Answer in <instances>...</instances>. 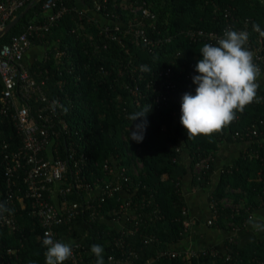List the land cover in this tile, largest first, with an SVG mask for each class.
Listing matches in <instances>:
<instances>
[{
	"label": "trees",
	"instance_id": "trees-1",
	"mask_svg": "<svg viewBox=\"0 0 264 264\" xmlns=\"http://www.w3.org/2000/svg\"><path fill=\"white\" fill-rule=\"evenodd\" d=\"M45 1L33 3L17 25L0 40V45L8 43L11 37L24 33L30 25L46 23L47 17L43 11ZM80 1L81 6L78 4ZM55 2L54 13L63 8L66 11L61 13L56 23L50 25L43 39L31 37L33 45H40L44 50L48 48L50 54L46 59L34 62L30 73L36 72L40 79L41 74L48 71L47 87L51 91H56V81L65 83L64 91L71 97L72 107L66 115L71 133L64 138H68V143L74 142L76 153L85 158L81 171L84 181L93 188L98 185L97 179L103 184L102 187L112 181L110 183L113 187L132 193L131 209L139 216L132 221L128 220L126 227L118 231L100 221L90 222L88 213L85 212L70 224L60 226L57 229L59 234L70 240H80L81 248L77 252L84 264H96V257L90 251L93 244L104 248L105 264H109L107 257L117 256L121 250L126 253L135 252L138 257L135 264L150 259H155L154 264H264V240L239 246L236 238H231L226 243L224 253L204 249L193 257L170 259L159 256L165 250L173 249L185 238L187 232L184 223L189 217L187 213H183L186 204L180 189L181 179L187 173L182 160L184 151L190 158L189 168L192 172L197 164L208 159V169H202L193 177L196 186L205 188L213 170L212 158L220 145L248 141L249 146L241 151L236 162L225 167L212 194L211 200L216 204L215 224L221 226L227 222L244 223L249 214L258 208H264V101L246 106L242 113H237V118L230 125L210 137L188 139L181 124L173 129L171 127L175 118L180 123L181 97L190 92L186 89V84L192 82L193 76L198 75L195 65L202 58L199 50L203 43L191 44L180 33L191 29L221 31L232 18L236 20L235 29H242L248 20L251 29L253 24H257L264 30L263 0H98L102 6L101 12L95 11L92 0ZM135 7L147 10L154 17L146 18L139 11L131 12ZM123 8L129 9L131 13L123 11ZM92 12L104 19L102 24L94 20L93 14L90 15ZM226 14L229 15L228 18H225ZM130 17L134 22L145 23L147 36L158 41L156 48L133 47L132 37L125 34V30L131 26L128 24V21L131 22ZM112 24L120 25L121 30H125L118 39L109 40L102 31L107 26L113 34L115 25ZM170 36H173V40L166 43L165 39ZM249 40L264 48V37L250 32ZM122 45L129 49L128 53ZM56 51H61L64 55L55 58ZM130 60L133 68L147 65L151 71L137 70L129 73L122 68L123 74L112 66L119 69ZM168 68L172 70V78L177 86L165 93L162 88L159 95L153 87L162 82L163 78L158 76V72ZM101 69L108 74H103ZM260 69L262 82L258 96L263 95L264 90V65ZM123 81L129 88L137 86V95L130 93L124 85L121 86ZM150 82L153 86L146 88V84ZM162 95L167 101L157 105L156 99ZM146 109L150 110L146 117L131 125L128 116ZM137 124L145 125L141 143L130 140L129 129L135 130ZM252 125L257 131L256 136L232 138L235 133L251 129ZM0 129L4 139L9 140L11 136V148H14L19 140L13 134L10 122L3 118ZM123 137L127 139L126 143ZM179 145L184 148L176 151ZM59 149L62 154L65 145H60ZM134 154L142 164L137 176H133L130 171L131 155ZM111 157L116 158L120 170L127 169L126 180L123 177L115 180L109 170L104 168ZM258 172L261 173L260 182H249L256 179ZM18 173L16 175L21 178ZM68 177L70 181L71 175L68 174ZM5 184L0 171L1 194ZM18 188H22L20 180ZM238 189L239 193L231 192ZM67 198L69 202L80 205L84 202L82 192L72 191ZM225 198L233 199V203H238L240 209L236 211L224 207L220 201ZM16 205L20 229L11 232L7 227H0V264H45L46 249L42 245V230L28 215V204L24 210H20L18 203ZM121 205L119 192L114 191L111 196L104 197V202L99 206L100 215L107 221L120 220ZM157 210L160 219L155 218L154 212ZM128 229L133 231L132 235L125 234ZM120 238L124 242L118 248L115 243ZM150 238L153 240L149 241ZM8 248L16 253L5 259L3 254Z\"/></svg>",
	"mask_w": 264,
	"mask_h": 264
},
{
	"label": "built area",
	"instance_id": "built-area-1",
	"mask_svg": "<svg viewBox=\"0 0 264 264\" xmlns=\"http://www.w3.org/2000/svg\"><path fill=\"white\" fill-rule=\"evenodd\" d=\"M92 1L95 6V11L101 12L102 6L98 0ZM103 1L105 2L106 0ZM33 2L34 0H0V31L11 21L18 11L33 4ZM55 3V0H46L43 4L44 15L47 17L46 23L30 25L24 33L15 35L11 37L8 43L0 45V126L3 123V118H5L12 125L14 136L20 138L16 146L11 148V136H9V140L4 139L2 137L3 132L0 129V171H2L6 181L4 192L2 194L0 193V203H6L8 208L14 209V213L11 215L8 213L0 215V227H7L11 232H16L20 229L16 217V203H19L24 209L25 205L23 201L26 200L30 204L28 215L36 221L42 230V240L45 232H51L55 239L70 242L73 240L69 241L67 237L61 236L59 231H57L60 226L70 224L81 215H84L85 212L88 213V220L90 222L107 221L100 215L99 211V206L104 202V197L111 196L114 191H118L119 195L120 192L125 191L119 187H113L111 185L112 181H109L108 184L100 188L97 196L90 197L95 189L81 177L85 158L82 154L76 153L74 142L68 143V138H64L71 133L69 124L66 121V115L70 113L69 111L72 107L71 97L64 91L65 83L56 81V91L48 90V71H45L44 74L40 72L39 74L42 77L39 79L36 72L30 73L32 64H25L24 57L26 53L33 46L41 47L40 45H33L31 37L36 36L40 40L43 39L44 34L49 31L50 25L56 23L61 13L66 11L63 8L58 13H54L53 8ZM136 11L141 12L146 18L148 16L151 18L154 17L141 7H135L131 10V12ZM228 17L229 15L226 14L225 18ZM235 22V19H230V23L228 22L227 26L221 31L191 29L181 32L180 35L191 44H215V38L221 36L226 28L236 31H247L249 37L250 32L254 35H259L258 32L253 31V28L251 29L248 26V20L245 21L242 29H235ZM112 25H115L113 27V34L109 32L107 26L102 31L104 37H107L109 40L118 39V36L125 30L124 28L121 30L122 27L120 25ZM129 25L131 26L125 30V34L132 37L133 47L135 46L138 49L144 46L153 49L158 46V41L147 36L143 21H133ZM172 40L173 36H170L165 39V42L170 43ZM122 47L125 49L124 45ZM247 47L254 53V63L259 68L261 65H264L263 46L261 44H252L248 40ZM47 49L43 50L44 52L40 61L46 59L48 57L47 55L50 54V51H47ZM124 51L128 53L129 49H125ZM63 55L64 53L61 51L54 53L55 58H60ZM131 65L132 60L119 69L115 65L112 66L114 70H118L123 74L122 68L129 73H134L137 70L142 72L141 66L133 68ZM101 71L103 74H108L102 69ZM158 76L163 78L162 82L159 85H155L153 90L159 95V90L162 88L165 89L164 93L176 88L177 82L173 81V72L171 69L168 68L158 72ZM122 85H124V81L121 83ZM152 86L151 82L146 84V88H151ZM124 87L134 95L138 92L137 86L129 88L125 84ZM195 87L192 82L186 84V89H189L191 93L193 92V95L195 94ZM260 97H264V90L263 95ZM162 101L163 103L167 101L164 95L157 97L156 104L159 105ZM1 117H3L2 120ZM174 117H177V115L174 114ZM179 124L178 118H175L171 124L172 129ZM251 135H257L254 125L251 126V129L248 128L246 132L243 131L242 133L233 134L232 138L241 139L242 136L249 137ZM60 145H65V151L62 154L59 149ZM181 149V145H179L176 151H180ZM207 160L205 159L196 165L194 170L197 171V174L208 166L206 164ZM104 168L109 170V173L112 174L115 180L120 177L126 180L125 174L127 169L122 168L120 170L116 158L111 157ZM16 172H19L18 175L21 174V178L16 175ZM68 174L71 175L70 181ZM132 175L137 176L138 171L136 173L132 172ZM19 180L22 188H18ZM72 191L82 192L84 194V202L81 205L67 200V196ZM54 193L58 198L63 199L64 206L59 207L53 203L51 195ZM127 193L128 196L125 199L120 196L122 201L120 220H111L117 223L120 221L123 222V227L118 231L126 227L125 223L128 220L132 221L136 217H139L131 209V197L133 194L130 192ZM143 206L142 204L141 207ZM215 206L216 204L213 203V218L208 220L207 223L209 225H213L216 219ZM183 210V213L186 214L187 210L185 208ZM154 215L155 218L159 217L160 219L158 210L154 212ZM184 225L187 229L190 225L189 220L185 221ZM125 234L127 236L132 235L133 231L129 229L125 230ZM151 240L153 238L149 239V241ZM74 241L79 247H73V256L65 264H84L83 259L77 252L81 248V242L80 240ZM123 242V239L120 238L115 243V246L119 248L120 243L123 244ZM15 253V250L8 248L5 250L3 258L4 256L5 259L10 258ZM196 254L195 252L184 253L180 250L167 249L160 253L159 256H166L171 259L182 256L193 257ZM137 260L138 257L135 252L130 251L126 253L124 250H121L117 256L111 255L107 257L109 264H135ZM154 262L155 259H150L146 262H141V264H154Z\"/></svg>",
	"mask_w": 264,
	"mask_h": 264
},
{
	"label": "clouds",
	"instance_id": "clouds-1",
	"mask_svg": "<svg viewBox=\"0 0 264 264\" xmlns=\"http://www.w3.org/2000/svg\"><path fill=\"white\" fill-rule=\"evenodd\" d=\"M253 31L264 37V30L253 24ZM249 33L225 29L221 36L215 38V44L205 43L200 48L199 59L195 65L198 75L192 77L195 94L186 92L181 97L180 124L186 130L188 139L198 136L210 137L221 132L242 113L246 106L264 101L258 96L261 69L254 63V53L247 47ZM141 71L150 72L147 65ZM151 110V108H150ZM148 109L134 112L128 116L131 125L146 117ZM144 124H137L135 130L129 129L130 140L141 143ZM14 213V209L0 203V215ZM247 225L254 233H264V216L255 213L248 216ZM42 245L45 264H65L73 256L76 242H65L54 238L53 233L45 232ZM91 253L96 257V264H105L104 248L93 244Z\"/></svg>",
	"mask_w": 264,
	"mask_h": 264
},
{
	"label": "crops",
	"instance_id": "crops-1",
	"mask_svg": "<svg viewBox=\"0 0 264 264\" xmlns=\"http://www.w3.org/2000/svg\"><path fill=\"white\" fill-rule=\"evenodd\" d=\"M78 4L81 6V1L78 2ZM92 14L94 16V20L98 24L103 23L104 19L100 15H97L94 12L90 13V15ZM43 50L44 49L41 47L33 46L24 57L25 64L31 65L36 61H40L41 56L44 52ZM261 82L262 80L261 78H259L258 83L261 84ZM243 131L246 132L245 130ZM18 140L20 141V138H18ZM248 146V141H239L231 144L222 143L219 150L216 152V155L214 156V158H212L213 170L209 175L210 182L205 188H199L193 183V177L195 174H197V171L194 170L192 172L190 170V158L188 157L186 151L183 152L182 160L187 169V173L181 179L180 189L186 204L185 210H187L190 225L187 228L185 238L176 246H174L173 249L180 250L184 253H197L204 249H210L215 253H224L226 250V243L231 238H236V244H238L239 246H244L258 240H264V233H254L246 222H227L226 224L221 226L217 225V223L215 224L216 220L214 221L213 225H209L207 223L208 220L213 218L212 204L214 202H212L211 200L212 194L220 181V177L223 174L225 167L233 165L239 158L241 151H244ZM181 148L183 149L184 147ZM205 169H208V166ZM260 174L261 173L258 172L256 175V179L249 180V182H252L254 180L260 182ZM96 181L98 185H96V187L94 186L95 190L90 195V197L97 196L100 188L103 185L100 183L99 179H97ZM239 191V189L234 191L231 190L232 193H239ZM120 196L121 198L125 199L127 198L128 193L126 191H122L120 192ZM51 198L55 205L59 207L64 206L63 199L58 198L55 193L51 195ZM227 202L233 203V199L230 200L228 198H225L220 201V203L224 207L229 208L230 210H233V208L235 209V205L234 207H232L234 203L232 205H229ZM23 204L25 205L24 209L26 208V204L30 206L29 202L26 200L23 201ZM19 207L20 210H24L20 204ZM18 212L19 211L17 209L16 215H18ZM253 213L259 216H264V208H258L251 214ZM103 223L107 224L110 228H113L115 230H119L123 227L122 221L118 223L112 221H103Z\"/></svg>",
	"mask_w": 264,
	"mask_h": 264
},
{
	"label": "water",
	"instance_id": "water-1",
	"mask_svg": "<svg viewBox=\"0 0 264 264\" xmlns=\"http://www.w3.org/2000/svg\"><path fill=\"white\" fill-rule=\"evenodd\" d=\"M40 0H34L33 3H36ZM32 4L26 6V8L19 13L16 17H14L1 31H0V39L3 38L6 34L10 32V30L17 25V23L25 16V14L31 9ZM141 14V12H139Z\"/></svg>",
	"mask_w": 264,
	"mask_h": 264
},
{
	"label": "rangeland",
	"instance_id": "rangeland-1",
	"mask_svg": "<svg viewBox=\"0 0 264 264\" xmlns=\"http://www.w3.org/2000/svg\"><path fill=\"white\" fill-rule=\"evenodd\" d=\"M263 3H264V0H263ZM124 10L123 11H125V12H130V10L129 9H125V8H123ZM131 13V12H130ZM129 19H131V22H133V20H132V18L130 17ZM130 21H128V24L129 23H131ZM123 139H124V141H125V143L127 142V139H125L124 137H123ZM131 157H132V160H131V164H130V171H132L133 173H136L138 170H139V168H141V163H140V161L138 160V157H137V155L136 154H134V156L133 155H131ZM229 205H232L233 203H231V202H227ZM227 204V205H228ZM234 205H235V209L233 208V210H238V209H240V207H239V204L237 203V204H233L232 205V207H234ZM247 209H248V207H247ZM247 209H245V211L247 210Z\"/></svg>",
	"mask_w": 264,
	"mask_h": 264
}]
</instances>
